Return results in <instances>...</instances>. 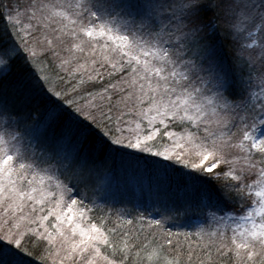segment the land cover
Returning a JSON list of instances; mask_svg holds the SVG:
<instances>
[{"label":"snow or ice","instance_id":"snow-or-ice-1","mask_svg":"<svg viewBox=\"0 0 264 264\" xmlns=\"http://www.w3.org/2000/svg\"><path fill=\"white\" fill-rule=\"evenodd\" d=\"M118 157L186 196L114 217ZM0 264H264V0H0Z\"/></svg>","mask_w":264,"mask_h":264},{"label":"rangeland","instance_id":"rangeland-1","mask_svg":"<svg viewBox=\"0 0 264 264\" xmlns=\"http://www.w3.org/2000/svg\"><path fill=\"white\" fill-rule=\"evenodd\" d=\"M224 53L226 57L229 55L227 42L224 44ZM148 158V161H151L152 159H158L152 157ZM141 164L142 165L139 167L132 165L131 167L127 168V180L124 179L126 177H124L122 174L124 170L120 165L118 169H116L117 174L119 172L118 178H115L110 174L111 188L115 195L108 198L106 204L104 200H98V203L101 205V207H106V210L111 212L114 217L116 213L119 212L130 210L144 212L145 209H147L149 212H153V215L150 218L159 219V215L155 214L156 208H163L165 205H171L173 201L186 196L185 188L182 186H177L178 188H174L171 182L164 179L163 170H157L152 167V171H147L143 163ZM176 167L178 168L179 165H176ZM130 170H132L131 173ZM175 175L176 174H173V176ZM127 185H129V190L127 189ZM179 223L185 224V227L181 228V231L192 230V226H189V222L184 217L180 218ZM191 225L196 227L204 226L207 229H214L217 226L214 222H208L205 224L204 218L200 215L193 217ZM145 227V233L151 231L147 228L146 222ZM176 227L177 228L174 227V229H180L179 225Z\"/></svg>","mask_w":264,"mask_h":264},{"label":"trees","instance_id":"trees-1","mask_svg":"<svg viewBox=\"0 0 264 264\" xmlns=\"http://www.w3.org/2000/svg\"><path fill=\"white\" fill-rule=\"evenodd\" d=\"M146 159H147V161L149 160L148 157H147ZM141 163H143V165L145 166V168L147 169V171H152V167H151L149 164L145 163L144 161H141V162L139 163V165H137V164H135V163H129L127 160H125V161L122 162V161L120 160V158L118 157V158L116 159V163H115V165H114V166H111V165H110V167H111V173H110V174H111L112 176H114L115 178H116V177L118 178V174H119V172H118V174H117L116 169H118V167H119V165H120V166H122V169L124 170V171L122 172V174L124 175V177H126V178H124V179L127 180V174H128V172L126 171L127 168L131 167L132 165H134V166H136V167H139V166L142 165ZM178 168H179V167H178ZM131 171H132V170H130V173H131ZM130 173H129V175H130ZM171 184H173V187H174V188H178V187H177V183H176L175 180L171 181ZM127 189L129 190V185H127ZM139 209H143V208H139ZM165 223L168 224V223H170V222L166 221ZM126 227H129V226H126ZM130 227H133L134 230H137V231H138L139 228H140V225L136 224V225H134V226H130ZM175 228H177V227H175ZM179 228H180L179 231H181V227H179ZM186 228H188V227H186ZM186 230H187V229H186ZM173 231H177V230L173 228ZM145 232H146V227H145V225H144V231H143V233H145ZM146 234H147V233H145V234H141V239H143V236L146 235Z\"/></svg>","mask_w":264,"mask_h":264}]
</instances>
